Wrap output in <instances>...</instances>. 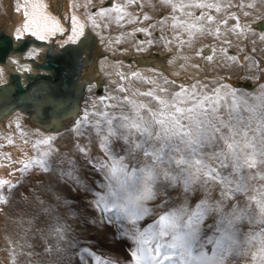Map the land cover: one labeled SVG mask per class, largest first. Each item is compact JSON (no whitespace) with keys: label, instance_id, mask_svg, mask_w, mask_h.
Masks as SVG:
<instances>
[{"label":"snow or ice","instance_id":"6c2138e0","mask_svg":"<svg viewBox=\"0 0 264 264\" xmlns=\"http://www.w3.org/2000/svg\"><path fill=\"white\" fill-rule=\"evenodd\" d=\"M91 3L92 0H86L80 5L73 0L71 7L88 8ZM136 3L137 0H127V5ZM161 3L171 7V15L156 24L137 27L129 35L141 32L151 37L150 28L158 24L162 33L159 39L169 51L170 46L178 51L186 45L192 47L198 38L211 35L222 46L217 49L208 45L211 54L199 48L195 56L203 57L208 63L222 59L241 66L244 65L240 57L229 54L232 45L229 36L244 40L256 36L257 39L251 41L253 47L243 59L251 62L250 70L264 73L260 61L251 55L257 51V41L264 43V30L259 33L256 30L264 23V13L253 16L252 11L244 10L256 9V0L247 4L244 0L238 3L233 0H161ZM127 5L101 7L87 13V22L93 29H99L107 27L111 21L123 27L121 22L125 18L129 24L140 21L141 17L127 11ZM232 8L242 10L243 18L252 19L242 20L236 11H230ZM48 9L46 0H17L15 11L22 13L23 21L15 29L16 39L28 34L46 41L58 33L64 34L66 29L60 19ZM98 17L105 23L98 22ZM142 19L148 21L152 17L144 14ZM230 20L234 22L231 26ZM70 21V35L65 43L76 44L85 35L86 22H82L75 11ZM166 29L170 36L165 34ZM122 40L123 34L115 42ZM153 44L152 39L141 40L137 51H144V45ZM179 58L185 62L190 59L183 55ZM190 66L201 67L196 63ZM152 71L153 77L131 73L132 78L150 85L147 90L130 92L120 83L117 92L122 95L109 94L93 100L75 121L72 131L79 137L90 129L106 157H91L87 146L77 145L87 163L104 179L101 185L104 191L94 194L91 206L109 214L108 223H117L121 237L131 242L128 264H264V83L255 91L246 92L224 82L225 77L178 83L156 73L155 69ZM118 75L121 81L129 79L122 72ZM249 79L259 80L260 77ZM16 127L20 128L18 120ZM20 134L27 135L23 131ZM55 139V136L36 139L32 143L36 155L24 160L12 161L10 153L4 155L12 163L21 165L16 169L21 174L34 167L48 173L53 171L52 154L58 151L52 147ZM118 141L122 154L116 150ZM7 143L13 144L14 140L8 137ZM137 156L142 159L130 167L129 157ZM67 163L70 167L60 169V177L79 186L75 161L68 159ZM5 186L9 193L18 187L12 180L0 178V205L9 203L10 196L4 194ZM217 187L219 199L213 200L211 192ZM169 189H180L184 202L169 207L141 228V222L153 214L149 202L163 197L158 207H164L169 203ZM197 192L203 196L190 207L188 198ZM37 200L44 204L39 197ZM3 210L0 207V212ZM55 211L51 205L41 209L45 216L43 222L48 227L46 233L44 229H37L40 238L35 244L9 239L11 264H17L19 256L27 257V264H32L34 257H59L65 251L63 245L68 240L70 226L60 215H53ZM210 218L213 222L205 229V222ZM18 222L25 223L23 218ZM34 223V219L27 220L29 228L24 229V237ZM245 223L249 226L247 231L241 227ZM37 246L40 251H36ZM85 257H90L93 264H119L117 259L98 255L90 248L81 250L82 264H86ZM37 264H43V259Z\"/></svg>","mask_w":264,"mask_h":264},{"label":"rangeland","instance_id":"374dc122","mask_svg":"<svg viewBox=\"0 0 264 264\" xmlns=\"http://www.w3.org/2000/svg\"><path fill=\"white\" fill-rule=\"evenodd\" d=\"M80 1L81 0H76V3L80 4ZM238 2L239 0H233V3ZM244 2L247 4L252 2V0H244ZM84 3H86V1ZM104 3L105 0H92L91 5H89L88 8L83 7L84 9L81 12L85 15V17H87V13L94 12L95 8H99ZM256 4V9L244 10L252 11L253 16L257 15L258 13H264V0H256ZM143 5L145 14L152 17V19L148 21H144L143 19H141L136 23V25L138 26L144 24L146 27L152 24H156L157 21L161 20L165 16H170L172 12L171 7L169 5L162 4L161 0H145V2H143ZM129 7L130 9H136L137 6L132 4L129 5ZM85 9H87V12L85 11ZM51 10L53 11V8H51ZM230 11H236L239 15H241L242 20L252 19V17L243 18L242 10L232 8L230 9ZM57 12L58 10L56 11V14L59 15ZM196 12L197 14H199V10H196ZM177 15H179V13H177ZM169 23H171V21H169ZM232 23L234 22L230 20L229 26H231ZM111 25L112 27L110 29H107L105 35L101 36L96 33L97 38H99L101 42H108L109 38L113 37V35H117V37H119L121 36V34L125 35V30L132 31L134 29H130L132 25L123 26L124 28L117 25L116 23L114 24V22ZM91 29H93L92 26ZM150 31L152 32L151 37L146 36L144 33L141 32H136L134 36L136 38H139V36L142 38L143 36V38H146L147 40H154V44L150 46L151 51L162 52L165 51V48H169L165 46L163 42L159 39L162 33L158 24L156 28H150ZM259 32L260 25L258 26L257 30V33ZM68 33L69 30H66L65 35L57 39L59 41L64 40ZM165 34H168L170 36V32H168L167 29ZM229 38L233 42L232 45L236 47L232 48L233 50L239 52L241 48L244 49V51H242L243 58L246 54L249 53V50L253 47L251 41L257 39L256 36H249L247 40H244L243 38L237 39L234 35H230ZM200 39L204 40L201 44H215L218 45L219 48L222 46L220 41H218L214 36L211 35L200 37ZM118 46L121 47V45ZM170 47L171 53L174 52L173 48L178 51L176 47ZM255 47L257 51L255 53H251V55L254 56L257 60H259L260 64H263L264 62L262 61L264 60V43L257 41ZM115 51L117 50L113 49L112 47V49L107 52L113 53ZM222 64H227V66H222ZM222 64L219 65L220 68L217 67V69L215 70H211L209 67H203L204 72L199 75L200 79L205 81L211 80L213 78L218 79L219 75H221L230 78L233 83H235L236 80L240 81L241 79L250 82L253 81V79H249V77H253V74H255V77H260V80H256V83H260V81H262L261 79L264 78V73H261L255 69L250 70V61L244 60V66H241L239 63L231 64L226 61ZM262 64L261 67L264 66ZM199 65L202 66L203 64L200 63ZM194 77H191V79L193 80L196 78ZM199 77L196 79H199ZM136 80L138 81H132L133 86L131 85L134 89L136 87L138 88H136L135 90L133 89L134 91H144V89L147 90V88L150 87V85L145 84L143 81H139V79ZM137 84L139 85L137 86ZM117 86L113 89H117ZM140 87L142 90L140 89ZM239 90L246 92L249 91H247L245 88ZM52 96H49V98H51L50 100H56V97ZM58 133L59 134L56 133L57 135H53L56 137V139L52 142V147L54 149H58V151L53 152L51 157L53 171L44 173L38 167H35L36 169H32V172L29 171L30 173L28 175L39 176L41 178V181L39 183H32L31 181L29 182L28 179H23V174H20L18 179L16 178L15 182H13L16 183L18 187L11 189V192L9 193V190L6 191L5 186L4 194L7 192L5 195L8 194L10 196V199L7 205H0V207H3L4 209L3 212H0V264H11L9 239H11L13 242L19 241L20 243H25L26 241H30L35 244L40 238V233L37 232V229H44L45 233L47 232L48 226L43 222L45 216L41 212V209L43 207H48L49 205H51L56 210L53 215H60L63 218V222L67 223L70 226L68 240L63 245L65 251L59 257H34L32 264H37V261H40L41 259H43V264H53V261H55V264H82L81 250L83 248H90L92 251L96 252L98 255L101 256L115 258L118 260L119 264H128L131 259L128 251V249L131 247V242L121 237L117 223H108L107 217L109 214L101 213L91 206V202L95 199L94 194L96 192L104 191V189L101 188V185L104 183V179L101 173L97 172L95 169L92 168L90 164L87 163V160L78 151L77 145L87 146L90 149L89 156L91 157L106 159L103 151L99 148L98 140L95 134L92 133L89 129L87 134L78 137L72 131V127H69L66 130ZM120 143L121 142L119 141L117 142L116 150L118 153H120ZM68 159L75 161L74 167L76 169V174L79 176L80 179L79 186L69 180L60 177L59 170H67L70 167L67 163ZM140 159H142V157L140 156H137L135 158L129 157V166L131 167L132 165L137 164ZM61 161L64 162L61 163ZM37 170L39 171L38 173ZM28 175L27 178L29 177ZM27 189L29 190V193L33 190L31 199L32 203H30V196L27 193ZM36 191H38L37 195ZM202 196L203 193L197 192L195 196L189 197V206H194L197 203L198 199ZM23 197H27V199H24ZM37 197H39V200L44 201L43 205L39 203ZM57 197H59V199H57ZM161 199H163V197H160L155 201L149 202V207L153 209V214L141 222V228L145 227L149 223H152L153 220H155L160 213L167 211L169 207L183 203L185 197L180 191V189H169V203L164 207H158L161 202ZM211 199H219L218 187L211 192ZM27 200L29 202H27ZM65 201H68V203L66 204ZM21 218H23V220L25 221L23 225L18 222ZM29 219H34L35 223L31 226L32 230L28 232L27 237H24V229L29 228V225L27 224V220ZM212 222L213 220L211 218L207 220L204 225L205 229H207L208 224ZM241 227L244 231H247L249 226L245 223ZM27 250L28 249L25 248V251ZM36 251H40L38 246L36 248ZM84 261H86V264H93V261L90 257H85ZM17 264H27V257L19 256ZM240 264H243V262H240Z\"/></svg>","mask_w":264,"mask_h":264},{"label":"bare ground","instance_id":"6f19581e","mask_svg":"<svg viewBox=\"0 0 264 264\" xmlns=\"http://www.w3.org/2000/svg\"><path fill=\"white\" fill-rule=\"evenodd\" d=\"M85 1L81 0L79 2L80 5L81 3L82 5L85 4ZM20 2H22V0H20ZM46 2L49 4V12H51L52 15L58 17L64 28H67L66 30H69L68 35H70V17L72 12L75 11V14L81 19V21L86 22L84 37H81L76 44L65 43L68 35L64 40L59 41V37H63L65 33H58L56 36L50 37L49 40L46 41L38 40L37 38L28 34H25L22 39L17 40L15 36V29L19 27L23 21L22 13L17 14L15 11L17 0H0V37L4 34L8 35L11 38L12 45L14 47H19L22 44L26 46L21 51L10 52L8 55H6L5 62H0V84L7 81L8 73L10 71L19 74L22 85H25L28 81L26 78L27 74L36 75L37 73H41L50 75L51 70L35 66V61L38 63H43L45 60L44 58L46 51H48L50 47L53 50H57L61 48V45L65 46L72 44L76 48H80V57L83 62L81 74L78 76L76 83L73 85V91L67 94L63 92V94L61 95H55L54 93L48 91L45 83L38 86L33 85L32 87V92H37L38 97L43 94L42 98H40L43 102H47V100L52 101L50 100L51 98H49V96L54 95L52 96L56 97V100L54 101H57L61 98L62 100H64V103L68 102L66 104H71L69 111L61 117H56L62 111V107H60L61 103L60 106H58L59 102L54 105L51 104L47 107V109L52 110V115L49 117L50 119L48 118L45 121L40 120V115L43 114L45 110V106L42 104L34 105L33 103H31L28 109L15 107L12 110H6V108L3 107L4 105L0 104V145H3V147H0V164L4 165L3 167H0V178L11 179L13 182H15V179H18L21 174L20 172L16 171V169L21 167V165L19 163H12L6 158L4 154L10 153L12 161H20L26 159V157H33L36 154L32 147V143L36 139L53 136L56 133L59 134L58 132H62L69 127L73 128L75 121L79 118L80 115H82L83 109L85 107H90L93 100H98V98L101 96L112 94V91L113 94L118 93L117 89L113 88L120 83H124L129 88L130 92H133L137 87L134 86L136 88H132V81L138 80L131 77L132 72H139L143 76L153 77L154 73L152 70L155 69L156 73H162L164 76L168 77L169 79L176 80L178 83H191V77L195 76L196 78H198L199 75L204 72L203 67H209L211 70H215L217 69V67L220 68L219 65L225 62L222 59H218L214 63H208L205 59H203V57H196L195 52L199 48H204L205 54H211L210 49L207 47L208 45H212L219 49L218 45L215 44H201L204 40L200 38H198L194 42V45L192 47H188L186 45L181 51H176V49L173 48L174 52L172 53L171 51H169V48H165V51L162 52L151 51V48L147 45L143 46L146 50L137 51L139 42L141 40L146 41L147 39L143 38V36L142 38L140 36L139 38H136L133 35H129V33H131L135 28L140 26L145 27V25L142 24L138 26L136 25V23L129 24L127 23L128 18H125V20L121 23L123 24V26L132 25L130 29H134L132 31L125 30V35L123 34V40L121 43L115 42L117 35H113V37L109 38L108 42H101V40L97 38L96 33H99V35L101 36L105 35V32L108 28L110 29L112 27L111 24H113L114 21L109 22L107 27H101L99 29H94L93 31V29H91L90 22H87V17H85V15L81 12L84 9L83 6L79 7V9H73L71 7L73 0H46ZM143 2H145V0H137V3L134 4L135 6H137L136 9H130L129 5H127V0H105L104 4H102L99 8H95V11H98L101 7H111L117 3H120L127 5V11L132 13L133 16H139L142 19L143 15L145 14ZM51 8H53V11L51 10ZM56 9L58 10L57 13L59 15L56 14ZM85 11L87 12V9H85ZM97 19L98 22L102 24L105 23L99 17ZM262 30H264V23L260 24V31ZM28 39H33L34 41L27 43ZM56 39L58 42L56 41ZM118 45H121V47H119ZM112 47L117 51L113 53L107 52L110 51ZM232 48L236 47L231 45V47L229 48V54L238 55L243 63L244 59L242 51L240 52L239 50V52H237ZM30 53L32 55H30ZM181 55L189 57V61L185 62L184 60H181L179 58ZM217 56L219 57V52H217ZM262 62H264V60ZM192 63H201L203 65L200 67V69H195L190 66V64ZM182 64L184 65V67H181ZM262 65H264V63ZM26 69H30V71H27ZM121 72L129 78V81H121L120 76L118 75V73ZM177 73L179 74L177 75ZM219 77L224 76L219 75ZM253 77H255V74H253ZM225 78L226 79L224 82L231 84L235 88H245L250 92L255 91L260 83H264V78L261 79L262 81H260V83H256V80L254 79L250 82L241 79L240 81L236 80V82L233 83L230 78ZM138 85L139 84H137V86ZM41 92L42 94H40ZM115 95L121 94L119 93ZM17 120L20 124L19 129H17L16 127ZM43 123L58 125L60 126L61 130L46 129L42 126ZM21 131L25 132L27 135L21 136ZM8 137H11L14 140L13 144L7 143ZM25 140H28L27 144L24 143ZM33 169L36 168L34 167ZM38 172L39 171L37 170V173ZM10 173L15 174L10 175ZM29 173L30 172L24 173L23 179L26 178L29 180V182L31 181L32 183H39L41 181V178L39 176H29ZM27 175L29 176L28 178ZM6 191H8L7 186ZM28 191L29 190L27 189V193L30 196H28L30 203H32L31 199L33 190L30 191V193ZM37 192L38 191H36V195ZM27 202L29 201L27 200Z\"/></svg>","mask_w":264,"mask_h":264},{"label":"water","instance_id":"95a60500","mask_svg":"<svg viewBox=\"0 0 264 264\" xmlns=\"http://www.w3.org/2000/svg\"><path fill=\"white\" fill-rule=\"evenodd\" d=\"M1 37L0 62H5L6 55H8L10 52L21 51L26 47L24 46V44L19 47H14L12 45L11 38L6 34L1 35ZM31 41L34 40L28 39L27 43H30ZM79 50L80 48L78 49L72 44L65 45L64 47H61L57 50H53L50 47L45 53L44 62L38 63L35 61L34 65L37 67L51 70V74H27L26 78L28 81L25 85L21 84L19 74L10 71L8 73L7 81L0 84V104L4 105L3 107H5L6 110H12L15 107H19L21 109H28L31 103H33L34 105L42 104L45 106V110L43 114L40 115V120L45 121L52 115V110L47 109V107L51 104L54 105L59 102L58 106H60L61 103L60 107H62V111L56 117H61L62 115L66 114L69 111V108L71 107L70 103H64V100H62L61 98L57 101L47 100V102H43L40 99L43 95L42 92L40 93L42 95L38 97L37 92H32V87L33 85L38 86L45 83L48 91L54 93L55 95H61L63 94V92H65L66 94L72 92L74 88L73 85L76 83L78 76L81 74L83 65ZM42 126L46 129L61 130L60 126L52 125L50 123H43Z\"/></svg>","mask_w":264,"mask_h":264}]
</instances>
